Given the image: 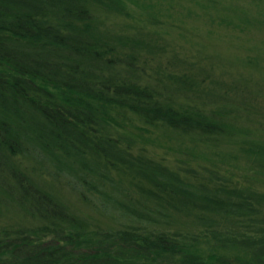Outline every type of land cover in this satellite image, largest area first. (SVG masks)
I'll return each instance as SVG.
<instances>
[{
	"label": "trees",
	"instance_id": "16d2710c",
	"mask_svg": "<svg viewBox=\"0 0 264 264\" xmlns=\"http://www.w3.org/2000/svg\"><path fill=\"white\" fill-rule=\"evenodd\" d=\"M125 11L123 0H0V212L12 204L45 221L38 228L0 232V264H264V192L222 187L226 196L197 195L146 174L162 201L183 212L195 205L205 212L200 218L210 212L231 225L197 236L101 233L39 186L35 166L17 159L24 155L36 162V153H43L88 193L108 197L99 190L104 173L141 174L129 130L111 134L120 122L127 126L134 119L215 142L241 136L231 122L221 121L220 108L247 100V86L234 89L233 97L232 86L218 90L214 79L208 86L201 68L161 73L159 65L146 75L141 58L162 48L127 26L113 29L107 13ZM240 138L251 146L249 162L264 169V131ZM82 198L88 199L86 192ZM121 209L139 214L126 204Z\"/></svg>",
	"mask_w": 264,
	"mask_h": 264
},
{
	"label": "rangeland",
	"instance_id": "374dc122",
	"mask_svg": "<svg viewBox=\"0 0 264 264\" xmlns=\"http://www.w3.org/2000/svg\"><path fill=\"white\" fill-rule=\"evenodd\" d=\"M123 1L127 12L123 15L106 12L107 22L117 31L127 26L131 34L162 48L154 56L144 54L141 58L146 75L158 70L159 65L161 73H191L201 68L200 78L204 77L208 86L213 79L219 82L218 90L232 86L228 91L233 97L234 89L247 86L243 95L247 100L232 101L220 108L221 121L231 122L234 131L249 139L264 131V120L255 116L259 111L264 117V0ZM150 82L147 78V83ZM242 103L250 108H242ZM120 123L114 125L111 134L129 130L135 143L130 152L136 158L141 157L134 159L141 174L130 178L129 174L120 175L122 172L118 174L115 170L104 173L107 178L102 179L99 190L109 194L108 197L88 193V187L79 185L73 174L58 171L43 153H36V162L24 155L17 159L24 165L35 166L37 173L31 172L39 186L55 193L70 212L80 220L85 218L93 230L101 233L127 229L142 235L167 232L170 236H197L204 229L220 233L224 226L231 225L227 218L210 212L205 219L200 218L205 212L195 205L183 212L167 200L162 201L157 197L160 191L147 175L155 174L174 190L184 187L197 195L210 192L226 196L222 187L244 192L247 187L264 192V169L249 162L251 146L246 138L226 137L228 140L215 142L194 134L164 130L162 126H144L134 119L127 126ZM84 192L86 200L82 198ZM121 204L135 208L139 214L126 213ZM140 214L154 221L141 218ZM260 215H264V205ZM44 222L12 204L2 206L0 212V232L5 228L11 231L24 226L38 228ZM245 230L249 228H242ZM44 239L48 240L49 236Z\"/></svg>",
	"mask_w": 264,
	"mask_h": 264
}]
</instances>
